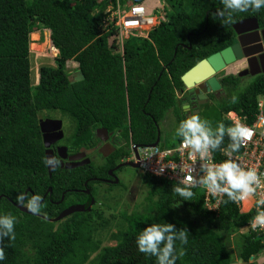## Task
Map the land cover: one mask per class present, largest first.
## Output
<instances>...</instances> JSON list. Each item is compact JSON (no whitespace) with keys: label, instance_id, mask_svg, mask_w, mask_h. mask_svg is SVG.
I'll use <instances>...</instances> for the list:
<instances>
[{"label":"trees","instance_id":"16d2710c","mask_svg":"<svg viewBox=\"0 0 264 264\" xmlns=\"http://www.w3.org/2000/svg\"><path fill=\"white\" fill-rule=\"evenodd\" d=\"M142 1L124 0L128 4ZM109 2L114 0H0V215L16 218L15 239L0 241L5 253L2 264H156L155 257L140 253L135 244L138 231L154 222L186 231L187 243L175 242L176 264L239 260L255 264L250 258L264 251V236L248 230L239 233L255 213L240 212L226 194L215 211H208L202 189L188 188L193 195L183 201L173 191L183 186L141 176L140 207L106 218L97 208L98 183L89 179L106 178L107 170L129 155V139L139 146L153 144L167 111L174 112L177 128L187 118L176 98L183 90L181 76L200 59L229 47L235 40L232 25L240 19L254 18L264 28V7L234 12L224 23L214 15L222 8L221 0H161L164 20L147 38L129 37L120 47L116 29H108L103 22ZM39 29L49 32L58 55L54 67L39 68L38 84L33 85L30 35ZM67 61L77 63L81 81L69 83ZM220 84L225 97L199 118L213 130L220 124L232 127L224 118L228 112L250 124L257 102L264 101V75L241 90L234 76L222 78ZM232 96L237 97L236 103L231 102ZM50 115L68 116L72 121L73 132L67 138L72 152L93 146L97 129L119 133L126 145L101 165L56 169L49 176L38 122ZM180 140L175 135L167 147ZM231 143L225 133L219 148L211 150L215 162H224L222 150L241 153L239 147L232 152ZM86 181L94 200L89 211V198L81 192ZM63 191L67 192L60 202ZM109 193L101 195L100 208L111 210ZM19 195L40 198V217L19 211ZM77 205L84 211L48 221ZM232 235L237 238L235 257L228 247ZM103 241L114 245L103 246Z\"/></svg>","mask_w":264,"mask_h":264},{"label":"clouds","instance_id":"9594fccd","mask_svg":"<svg viewBox=\"0 0 264 264\" xmlns=\"http://www.w3.org/2000/svg\"><path fill=\"white\" fill-rule=\"evenodd\" d=\"M149 1L150 0H148V2ZM159 2L163 6L161 0H159ZM221 4L222 8L218 9L214 15L221 19L224 23H228L234 12H244L249 9L258 10L264 7V0H221ZM49 37L50 36H48L51 46L50 49L55 50L51 45ZM30 42V44L34 43V41ZM55 53L58 55L57 50H55ZM69 62L76 64V67L73 66L69 71H67V64ZM77 68V63H74L73 61L66 62L65 69L68 73V79L70 81L72 78L71 75L78 71ZM38 80L39 69L37 83L35 85L38 84ZM260 101L263 100L260 99L258 102ZM231 102L236 103L237 97L232 96ZM225 133H227L228 137L232 141L229 145L232 152L237 151L241 140L247 139L251 135L247 128L239 124L235 127L227 129H225L223 124H220L215 130H213L208 121L200 119L197 115H191L190 117L183 119L175 129V135L181 138L182 147H187L192 150L189 153V157L191 158L195 153L198 154L202 160L206 159L210 155L209 149L215 151L219 148ZM118 135L119 138H122L119 133ZM129 141L131 140L129 139ZM224 151L226 155H229L228 150ZM44 162L48 165L54 163L51 158L46 159ZM201 170L204 174L200 178L199 183L207 186L208 191L212 193L219 192L226 194L228 199L232 201L245 199L253 193L254 189L252 186H259L260 183L253 170H244L231 159L225 160L220 164H206L202 166ZM173 191L178 194V196L182 197L183 201L190 200L193 195L192 191L186 187H174ZM17 203L33 214H37L39 212L40 198L38 196L33 195L28 197L26 195H19L17 196ZM176 206L178 205H173L172 207ZM15 222L16 218L11 215H0V241L5 238L9 241L15 239ZM250 226L253 230L257 227L264 229V210H257V214L252 218ZM245 231L247 230L244 228L241 229L239 233H244ZM176 241H179L181 245L186 244V231L183 229L177 230L174 225L165 222L147 224L142 230L138 231V234L135 237L137 250L145 255L155 257L156 264H176V260L178 258L175 247ZM179 255H183L182 249L179 250ZM260 255H264V251L255 258L251 257L252 259L250 260V263L263 264L264 260L262 263L257 262V259H262L259 257ZM4 259V249L0 248V264H2Z\"/></svg>","mask_w":264,"mask_h":264},{"label":"built area","instance_id":"2783aa9c","mask_svg":"<svg viewBox=\"0 0 264 264\" xmlns=\"http://www.w3.org/2000/svg\"><path fill=\"white\" fill-rule=\"evenodd\" d=\"M105 8L103 22L109 24L108 29H116L120 47L129 37L147 38L148 33L164 20L159 0L154 1L153 5L148 0L138 4L114 0ZM155 12L158 13L157 16ZM224 118L232 124V127L239 124L251 133L247 139L240 141V154L226 155L224 150L221 154L224 161L231 159L242 169H251L256 173L260 181L259 186L253 185V193L245 199L233 201L240 212L254 211L255 216L258 209L264 210V102L257 103V113L250 124L246 123L245 118L233 112H228ZM128 149L129 155L122 161L137 164V169L142 176L163 179L186 188H200L204 193L205 208L208 211H215L218 208L223 193H212L208 191L207 186L199 183L204 174L201 170L202 166L222 163L213 160L211 149H209L210 155L204 160L195 153L190 158L189 153L192 150L182 147L181 140L170 147L159 145V143L155 146H139L129 141ZM250 225L251 222L245 230L264 236V229L257 227L253 230Z\"/></svg>","mask_w":264,"mask_h":264},{"label":"flooded vegetation","instance_id":"af4514ba","mask_svg":"<svg viewBox=\"0 0 264 264\" xmlns=\"http://www.w3.org/2000/svg\"><path fill=\"white\" fill-rule=\"evenodd\" d=\"M246 19H254V18H244V19H240L238 22L244 21ZM238 22H236V23H238ZM248 27H251V24L244 25V27H242V30L244 31ZM258 27H259V25H258ZM261 29H263V28L259 27V30H261ZM251 37H252V39H250L251 41L254 40V42H257L253 35ZM234 38H235V40L231 45L235 44L237 41V36L235 35V33H234ZM259 42L260 43L262 42L261 39L259 40ZM261 44H262V46H261L262 51L259 52L257 55H255V57L252 60H249L250 58L243 57L242 59L237 61L235 64L230 66L228 69V72H227L228 74H225V75L226 76H232V74H234V73L235 74L245 73L244 77H241V78L236 77L240 80V83L244 80L254 79L257 76L264 75L263 74V71H264V44L263 43H261ZM258 55H259V57H257ZM256 73H259V74H256ZM253 74H256V75H253ZM224 97H225V90H223L221 87V89L218 92L205 95V102L203 105H196L195 106L196 108H192V106L189 105L188 108L183 109L184 104H187V103L191 104V102H189L191 97H188L187 94L183 92V90L178 91L176 93V98L180 102L179 103L180 110H181L182 114H184L187 118L190 117L191 115H197L198 117H201V115L207 109L212 107V105L216 106V104L221 99H223ZM193 102H197L198 104H200L202 101L201 100H199V101L194 100ZM39 121H42V126L46 130L45 137H46V139H47L46 141L49 145L48 150H49V152H51L52 160L54 161V163H53L54 165L52 167L51 172L56 170V169H65V165L70 163V162L68 163L69 157H77V156L82 157L79 160L74 161V162H83L84 160L87 159L89 162L87 164H84L83 166H87L90 164H95L96 166L101 165L107 158H109L111 156V154H113L116 151L122 150L126 145V142L122 138H119L118 133H108V132L107 133L109 135L107 137L103 136L102 134H100V135L98 134L99 140L104 141L101 143V145H99L100 141L96 138L95 132H94L95 144L93 146L88 147V148L79 147V148H77L76 151L72 152L71 149L69 148V144L67 142L68 137L64 131V125H63L60 117H58L56 115H50L47 117H40ZM52 121H60L61 122L60 129H58L57 124L53 123ZM59 132H61V139H58ZM61 148L66 149L65 153L61 150ZM44 151H45V149H44ZM63 154L67 155L66 159L61 158V155L63 156ZM83 155H84V157H83ZM121 163H123V161H121V162L117 163L115 166L109 168L106 172V175H107L106 178L95 177V178L89 179V180L97 182L98 186L103 188L102 190L100 188L99 189L96 188L97 197L99 195H103V194L105 195V193L111 192L112 190H108V189L111 186H118V184L122 185L125 188L123 191H124L126 197L132 192V190H131L132 187L129 189V185L133 186V184L135 183L137 187L141 188L140 177L142 175L140 177H136L133 182L127 183V185H125V182H127V181L125 179H122L121 177H119V173H121L120 171L122 169L127 168V167H123V168L120 167V168L116 169V167L118 165H120ZM66 170H68V169H66ZM86 185H87V181L84 183V190H82L81 192L83 193V195H85L87 198L90 199V198H92L91 197V191L89 189H87ZM84 191H88V193H85ZM48 192L50 193V189H48ZM66 192L67 191L62 192L61 197H60L61 198L60 202L63 200ZM68 192H69V190H68Z\"/></svg>","mask_w":264,"mask_h":264},{"label":"water","instance_id":"95a60500","mask_svg":"<svg viewBox=\"0 0 264 264\" xmlns=\"http://www.w3.org/2000/svg\"><path fill=\"white\" fill-rule=\"evenodd\" d=\"M246 24H251V27H248L246 30H242V27ZM232 29L237 36V41L235 44L226 47L222 49L221 51L214 53L210 56H208L205 59H200V61L195 64L193 67H191L188 71H186L180 78V81L183 85L184 88V93L187 94L188 97H191L190 103L184 104L183 109L188 108V106H192V108H196V105H203L205 102V95L207 94H213L218 92L221 89V84L220 80L221 78L225 77V74H228V69L230 66L235 64L237 61L242 59L243 57L250 58L249 60H252L255 55H257L259 52L262 51V44H264V28L259 30L257 21L255 19H246L244 21H240L232 26ZM254 36L257 42H254L251 36ZM261 39V43L259 40ZM259 57V55L257 56ZM237 65V64H236ZM259 74V73H256ZM253 74V75H256ZM264 74V71H263ZM245 73L240 74H232V76L235 77H244ZM83 79L82 74L79 71H76L71 78V81H69L70 84L77 83ZM196 93V94H195ZM196 95V96H195ZM193 96V97H192ZM194 100H201L202 102L198 104L197 102H193ZM197 113V112H196ZM53 123L57 124V128L60 129L61 122L60 121H52ZM39 124V129L41 132V137H42V144L45 149L44 151V159L51 158L52 159V154L48 150V143L47 139L45 137L46 130L42 126V121L38 122ZM98 134H102L103 136L107 137L109 134L107 133L106 130L104 129H97L95 131V136L99 140ZM58 139H61V132H59V137ZM55 140V139H54ZM100 141V140H99ZM104 141H100L99 145ZM159 142V131L157 130V135H156V140L152 144V146H155ZM61 150L65 153L66 149L61 148ZM135 153V151H134ZM137 154L135 153V156ZM84 157V155H83ZM61 158L66 159L67 155L63 154L61 155ZM82 158L81 156L77 157H69L68 158V163L65 165V169H75L78 167L83 166L84 164H87L89 161L86 159L83 162H74ZM54 164L48 165L46 164V169L48 172V175L50 176L52 167ZM123 168V167H128L131 169H137L138 165L134 163H121L116 167L117 168ZM116 183V182H115ZM85 193H88V191H84ZM89 206L86 208L87 211L90 210L92 207L94 200L93 198L89 199ZM20 212L29 214V215H34L37 217H40L38 214H33L26 210L25 208L21 207L19 204L16 206ZM84 207L81 205L77 206H71L63 210L56 218L48 220L49 222H58L63 220L64 218L70 216L73 213L76 212H83ZM252 258H250L251 260ZM232 264H241V261H234Z\"/></svg>","mask_w":264,"mask_h":264},{"label":"rangeland","instance_id":"374dc122","mask_svg":"<svg viewBox=\"0 0 264 264\" xmlns=\"http://www.w3.org/2000/svg\"><path fill=\"white\" fill-rule=\"evenodd\" d=\"M154 1L156 0H150L149 3L151 5L154 4ZM163 4V3H162ZM154 14H157L155 12ZM39 32L37 35H34V37L31 35L30 36V41H34V43L30 44L29 49H30V78L32 84H36L37 76H38V69L41 66H54V60L56 53L52 49H50V42L48 39V32L45 30L39 29ZM35 38V39H33ZM31 45H33V49H31ZM38 58H44L45 63L42 65L41 63L37 65V70L35 69L32 71V66L34 63V60ZM50 57V61H48V58ZM76 67V64L73 63H68L67 64V69L70 70L72 67ZM252 79L249 80H244L240 83L239 85V90L244 89L248 83L251 82ZM62 123L64 125V131L69 137L72 132H73V123L70 120L68 116L62 115L61 117ZM158 129L160 131V138H159V145L167 146L168 144L172 143L175 141V129H176V120H175V115L172 110H169L166 112L163 120L159 122ZM119 177L122 179H125L127 182H125V185L127 183H131L135 180L136 177H140L141 174L137 169H131V168H124L120 171ZM129 185V184H128ZM126 187V186H125ZM132 187V192L126 197L124 193V187L120 185L118 188L113 189L109 194H108V205L111 207V210L108 209L106 210L105 208H100V203L102 202L100 199L99 195L98 198V204L97 208L103 210V215L108 218L110 215H118L120 212L127 211L128 213L132 212L136 208L140 207V204L142 202V199L144 197V193L142 192V189L137 187L136 184L134 183L133 186L129 185V189ZM96 188H101L100 186H97ZM99 191V190H98ZM114 232V229H112ZM236 236L232 235L229 236L228 239V247L231 251V253L236 255ZM114 242H108V241H103V246H113ZM262 259H257L258 263L263 262L264 260V255H260Z\"/></svg>","mask_w":264,"mask_h":264},{"label":"bare ground","instance_id":"6f19581e","mask_svg":"<svg viewBox=\"0 0 264 264\" xmlns=\"http://www.w3.org/2000/svg\"><path fill=\"white\" fill-rule=\"evenodd\" d=\"M31 49H33V45H31ZM54 51V53H55V50H53ZM50 59V57L48 58V61H50L49 60ZM44 64L45 63V59L42 57H40V58H38L37 57V59L36 60H34V63H33V66H32V71H34L36 68H37V65H39V64ZM71 63V62H70ZM37 70V69H36Z\"/></svg>","mask_w":264,"mask_h":264},{"label":"crops","instance_id":"0c3cea01","mask_svg":"<svg viewBox=\"0 0 264 264\" xmlns=\"http://www.w3.org/2000/svg\"><path fill=\"white\" fill-rule=\"evenodd\" d=\"M45 31H47V30H45ZM48 32V31H47ZM39 32H34V33H32L31 35H37ZM30 35V36H31ZM48 36H49V32H48ZM70 63V62H69ZM37 78H38V76H37ZM36 83H37V80H36ZM262 263V262H261Z\"/></svg>","mask_w":264,"mask_h":264}]
</instances>
